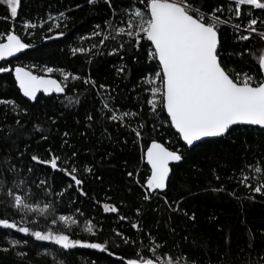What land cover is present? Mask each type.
I'll use <instances>...</instances> for the list:
<instances>
[{
  "label": "trees",
  "instance_id": "16d2710c",
  "mask_svg": "<svg viewBox=\"0 0 264 264\" xmlns=\"http://www.w3.org/2000/svg\"><path fill=\"white\" fill-rule=\"evenodd\" d=\"M178 1L221 20L233 80L262 82L264 0ZM149 2L18 0L13 13L0 0V46L14 47L0 65V264H264V129L182 141ZM15 65L63 91L31 102ZM157 143L178 153L163 188L150 185Z\"/></svg>",
  "mask_w": 264,
  "mask_h": 264
},
{
  "label": "water",
  "instance_id": "95a60500",
  "mask_svg": "<svg viewBox=\"0 0 264 264\" xmlns=\"http://www.w3.org/2000/svg\"><path fill=\"white\" fill-rule=\"evenodd\" d=\"M148 9L151 20L146 38L161 66L164 108L182 141L193 146L224 136L236 125L264 129V55L260 84L236 82L221 65L220 34L212 24L198 19L178 0H150ZM13 52L12 43L1 45L0 62ZM13 77L22 96L31 102L41 94L51 96L64 89L58 78L38 75L23 65L13 67ZM177 157L176 151L161 143L149 148L156 188L167 184L170 165ZM141 264L172 263L150 260Z\"/></svg>",
  "mask_w": 264,
  "mask_h": 264
},
{
  "label": "rangeland",
  "instance_id": "374dc122",
  "mask_svg": "<svg viewBox=\"0 0 264 264\" xmlns=\"http://www.w3.org/2000/svg\"><path fill=\"white\" fill-rule=\"evenodd\" d=\"M7 3H8V5H9V7L11 8V10L13 11V13H15V11L17 10V8H18V0H5ZM238 3H250V4H253V5H255V6H260L261 4H260V2H259V0H236ZM186 5V4H185ZM186 7L189 9V10H191L190 9V7L188 6V5H186ZM210 24H212V25H216V24H218V23H220L221 22V20L220 19H218L217 18V20H214L213 22H211V21H208ZM217 26V25H216ZM264 33V32H263ZM263 36H264V34H263ZM244 81H247V80H250V78L248 77V76H246L244 79H243ZM150 185H151V187H155L154 185H153V183L151 182L150 183ZM51 237L54 239V240H56L57 242H63L65 239L63 238V236L62 235H59V234H53V235H51ZM66 242V241H65ZM93 246H95V247H98V248H101L102 246H100V245H93Z\"/></svg>",
  "mask_w": 264,
  "mask_h": 264
},
{
  "label": "built area",
  "instance_id": "2783aa9c",
  "mask_svg": "<svg viewBox=\"0 0 264 264\" xmlns=\"http://www.w3.org/2000/svg\"><path fill=\"white\" fill-rule=\"evenodd\" d=\"M190 9L193 10L196 13V17L198 19L202 20V21L203 20H205V21L207 20V21L213 22L214 20H217V18L214 17L213 15L206 14V13H204L203 11H201L199 9H195V8H191V7H190Z\"/></svg>",
  "mask_w": 264,
  "mask_h": 264
},
{
  "label": "flooded vegetation",
  "instance_id": "af4514ba",
  "mask_svg": "<svg viewBox=\"0 0 264 264\" xmlns=\"http://www.w3.org/2000/svg\"><path fill=\"white\" fill-rule=\"evenodd\" d=\"M3 60L0 62V65L2 64ZM1 69L3 68L2 66L0 67Z\"/></svg>",
  "mask_w": 264,
  "mask_h": 264
},
{
  "label": "bare ground",
  "instance_id": "6f19581e",
  "mask_svg": "<svg viewBox=\"0 0 264 264\" xmlns=\"http://www.w3.org/2000/svg\"><path fill=\"white\" fill-rule=\"evenodd\" d=\"M154 185V184H153Z\"/></svg>",
  "mask_w": 264,
  "mask_h": 264
}]
</instances>
